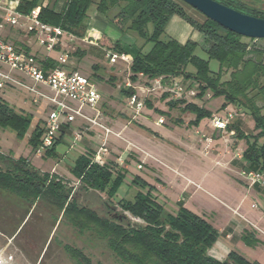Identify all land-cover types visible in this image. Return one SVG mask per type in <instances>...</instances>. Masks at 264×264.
<instances>
[{
  "label": "trees",
  "instance_id": "obj_1",
  "mask_svg": "<svg viewBox=\"0 0 264 264\" xmlns=\"http://www.w3.org/2000/svg\"><path fill=\"white\" fill-rule=\"evenodd\" d=\"M58 1L60 0H20L19 11L28 13L33 8L40 7L43 22L61 27L79 39L87 34L89 10L92 7L106 17L115 11L110 23L122 34H136L147 44H152L151 50L143 53V48L137 45H123L120 41L113 42L107 37L99 41L102 48L131 57V81L136 82L139 74L149 79L174 77L190 82L191 87L197 85L198 99L203 100L211 92L213 97L224 98L223 110L233 105L249 114L257 134L247 135L235 123L227 129L234 131L237 144L240 141L246 142V149L239 163L241 170H264V46L252 44L254 39L248 40L232 33L209 19L199 24L175 0H62L61 4ZM214 1L242 14L264 19V9L243 0ZM174 15L187 21L202 35L204 41L201 48L207 53L208 60L196 55L200 47L198 42L181 44L175 39L162 40ZM149 25L153 27L151 33L147 31ZM210 60L218 62V71L211 70ZM122 92L127 97L132 95L133 90L123 89ZM166 97L167 95L164 96ZM167 105L171 110L180 109L194 115L195 119L189 124L192 127H198L204 119L211 120L214 115L205 107L184 100L171 99ZM146 106L152 108L149 100ZM159 113L165 115L164 112ZM32 121L31 114L15 111L0 98V128L9 129L18 139L24 140ZM63 135L45 156L54 159L58 157L57 147L61 144ZM43 136L44 128L39 122L28 138V144L34 153L42 145ZM93 154L88 151L79 156L71 169L72 175L84 189L105 193L113 199L124 184L128 172L118 170L114 174L112 165L92 164ZM0 164L4 166V169L0 167L1 192L30 206L42 201L60 214L64 211L80 232L88 229L103 238L116 258L124 264H260L247 260L236 251H231L223 261L212 257L210 250L219 238V233L212 224L185 207L181 201L177 203L174 213L167 211L159 197L154 195L153 187L140 177H134L132 184L141 190L133 200L123 199L119 205L124 212L130 213L143 224L102 217L87 207L79 206L76 197L62 179L48 173L41 174L26 158L13 160L0 156ZM257 187L258 185L254 186ZM243 239L247 244L253 245L249 241V234ZM64 252L75 264H92L79 249L65 245Z\"/></svg>",
  "mask_w": 264,
  "mask_h": 264
},
{
  "label": "rangeland",
  "instance_id": "obj_2",
  "mask_svg": "<svg viewBox=\"0 0 264 264\" xmlns=\"http://www.w3.org/2000/svg\"><path fill=\"white\" fill-rule=\"evenodd\" d=\"M175 1L193 20L199 24L206 22L207 18L203 14L180 0ZM243 1L264 9V0ZM95 13H97L95 7H92L89 10L88 24ZM115 14V11L111 12L106 17L108 21L112 20ZM108 25L110 33L117 31L119 36H122L118 41L123 45L140 46L143 48V53L151 50L152 44H147L136 34H122L112 23ZM167 28L162 36L163 41H168L171 35L178 33L175 23ZM152 30V25H149L147 31L151 33ZM107 37L113 42L117 41L111 39L109 35ZM188 41L198 42L200 47L196 55L208 60L207 53L201 48L204 39H201L198 33L180 38L181 44ZM252 44L264 46V40H254ZM76 47L74 45L71 49L73 53ZM52 55L58 56L57 53ZM77 58L76 66L79 72L89 77L103 92L104 97L99 107L104 124L123 138L112 136L109 144L111 153L109 162L113 166L114 174L118 170L128 172L116 197L110 199L105 193L84 189L71 172L79 156L86 151L93 153L96 151L98 132H85L83 142L72 148V140L66 135L64 144L57 147L56 159L47 156L39 158L35 155L28 144V138L39 118L44 116L39 108L23 99L24 95L21 91L0 92V97L15 111L31 114L33 121L24 140L18 139L11 130L0 128V156L13 160L26 158L41 174L48 173L52 177L62 179L76 197L79 206L87 207L102 217L119 220V216H123L125 219L120 220L143 224L130 213L124 212L119 205L123 199L133 200L136 193L141 190L132 184L134 177H140L152 186L154 195L159 197L160 202L171 213L177 210V203L181 201L201 217L205 215L210 217L209 210L212 209L219 212L228 209L234 214L231 206L240 195L238 191L245 192V188L249 187L247 183L241 181L245 187L242 186L239 181L242 177L239 166L242 159H238L237 154L240 150L246 149L245 141L237 144L235 134L214 131L209 119L202 120L198 127L189 126L195 116L180 109H169L167 102L170 99L162 95L150 97L152 108L146 106L141 116L132 120L126 104V96L122 92L128 77L127 73L125 79L117 85L105 86L92 74L98 61L89 56L84 58L77 56ZM104 63L107 64V61ZM120 63L115 65V68ZM210 68L214 72L218 71V62L210 60ZM119 76L122 78L121 74ZM194 88H197V85H194ZM207 94L211 95L210 99L207 97L203 100L197 99L195 103L205 107L214 115L223 116L228 108L238 114L237 121L243 132L247 135L257 134L254 121L249 114L243 113L233 105L223 110L224 98L213 97L211 92ZM159 111L164 112L165 115L160 114ZM160 118L164 120L163 124H157ZM207 137H212L213 143L206 151ZM118 156L124 158L122 165L116 163ZM0 167L4 169L3 164H0ZM255 196L256 198H253L254 195L251 194L250 197L257 199L260 205V197ZM18 225L20 227L11 236ZM65 245L83 251L92 264H124L116 258L103 238L88 229L80 232L64 211L60 214L42 201L30 206L0 191V260L4 264H75L64 252ZM243 246L247 248L244 244Z\"/></svg>",
  "mask_w": 264,
  "mask_h": 264
},
{
  "label": "built area",
  "instance_id": "obj_3",
  "mask_svg": "<svg viewBox=\"0 0 264 264\" xmlns=\"http://www.w3.org/2000/svg\"><path fill=\"white\" fill-rule=\"evenodd\" d=\"M19 6L20 0H0V92L21 91L23 99L39 108L44 116L38 120L44 128V136L35 155L45 157L46 152L56 145L63 134L72 140V148L83 142L85 132L96 131L98 147L91 163L110 165V138H121V135L115 134L113 129L104 124L99 107L103 95L89 77L79 72L74 58L76 49L74 53L71 51L77 41L88 42L90 38L79 39L61 27L43 22L40 7L23 13L19 11ZM22 35L27 39L24 45L18 43ZM34 43L44 50V56L39 57L29 49ZM54 52L60 53L58 58L52 57ZM105 59L110 65L124 62L127 66L128 77L124 89L133 90L132 95L126 97L132 120L141 116L152 96L167 95L170 100H184L187 103H195L198 99L197 88L191 87L190 82L174 77L149 79L139 74L137 81L132 82V59L125 54L105 50ZM206 97L210 99L211 95L207 94ZM237 118L238 114L227 108L223 116L213 115L211 123L214 131L234 135V131H228L227 128ZM163 123L162 118L157 121V124ZM212 143V137L205 139L206 151ZM243 152L244 150H240L237 154L238 159H242ZM116 163L122 165L124 158L118 156ZM241 176L249 187L258 185L264 188V170H241ZM78 182L80 183L79 180ZM252 208L258 209V205L252 204ZM233 212L242 217L236 210ZM262 216L264 217V213ZM248 223L264 237L261 228L249 221Z\"/></svg>",
  "mask_w": 264,
  "mask_h": 264
},
{
  "label": "crops",
  "instance_id": "obj_4",
  "mask_svg": "<svg viewBox=\"0 0 264 264\" xmlns=\"http://www.w3.org/2000/svg\"><path fill=\"white\" fill-rule=\"evenodd\" d=\"M61 1L62 0L58 1V4H61ZM172 23H175L178 31L176 29L173 30H176L178 33H176L174 36L171 35V39H175L180 42V38H186V35H193L195 32L198 33L201 39L203 38L202 35L197 30H195L187 21L177 15L171 17L167 27ZM108 24H110V21H108L106 16L98 12L95 13L91 18L89 29L85 36L89 37L90 41L84 42L79 40L78 43L76 42L74 44L77 46L75 48L76 52L74 54L75 60L78 59L77 56L82 55V58L89 56L92 59L98 61V63L94 66L95 68L93 67L94 69L92 71V74L93 77L96 78V80L100 81L105 86H108V84L117 85L120 81L125 79L126 73L128 75L126 64L124 62H121L116 68L115 65H117L119 62L115 65H110L108 60L105 59V50L107 49L102 48L99 45V41L103 38H106L107 35H109L113 40L118 41L122 39V36H119L120 34L117 31H113L111 33L108 31ZM167 27L165 32L168 29ZM18 43L20 45H24L27 43V39L22 35L21 37H19ZM29 49L33 53H36L39 57H42L45 54L44 50L40 48L36 43H34ZM54 53H57L58 56L52 55V57L58 58L60 53ZM104 61H107V64L104 63ZM99 73H103L104 75H101ZM120 74L122 75V78H120ZM100 92L103 93L102 91ZM234 123L239 126V122L237 120ZM65 136L66 135H63L61 144H64ZM87 152L88 151H86L84 154H87ZM239 181L240 184L245 187V185L241 183V181L246 183L242 177ZM245 190L246 193L242 190L238 191L240 195H238L237 200L233 202V205H230L231 208L236 210L242 217L238 216L237 214H231L228 209H226V207V210H224L223 212L212 209L211 211L209 210L210 217L207 215H205V217L203 216V218L206 219L210 224H212V226L219 233L218 241L210 250V255L217 260L223 261L228 257L231 251H236L249 261H256L260 264H264V237L248 223L249 221L264 231V217L262 216V214L264 213V188L260 186H258L257 188L248 187L245 188ZM251 194L254 195L253 198H256L255 195H258L260 197V205H258L257 199L254 200L250 197ZM252 204H257L259 206L258 209H253ZM219 205L223 206L220 203ZM186 206L187 204L185 205V207ZM246 234H249V241H251L253 245H249L244 241L243 237L246 236ZM242 243L247 248H245Z\"/></svg>",
  "mask_w": 264,
  "mask_h": 264
},
{
  "label": "water",
  "instance_id": "obj_5",
  "mask_svg": "<svg viewBox=\"0 0 264 264\" xmlns=\"http://www.w3.org/2000/svg\"><path fill=\"white\" fill-rule=\"evenodd\" d=\"M180 1L232 33L248 39L264 40V19L242 14L214 0Z\"/></svg>",
  "mask_w": 264,
  "mask_h": 264
},
{
  "label": "bare ground",
  "instance_id": "obj_6",
  "mask_svg": "<svg viewBox=\"0 0 264 264\" xmlns=\"http://www.w3.org/2000/svg\"><path fill=\"white\" fill-rule=\"evenodd\" d=\"M0 264H4L3 261L0 260Z\"/></svg>",
  "mask_w": 264,
  "mask_h": 264
},
{
  "label": "flooded vegetation",
  "instance_id": "obj_7",
  "mask_svg": "<svg viewBox=\"0 0 264 264\" xmlns=\"http://www.w3.org/2000/svg\"><path fill=\"white\" fill-rule=\"evenodd\" d=\"M255 6V5H254ZM257 7H259V6H257ZM259 8H261V7H259ZM262 9V8H261Z\"/></svg>",
  "mask_w": 264,
  "mask_h": 264
}]
</instances>
